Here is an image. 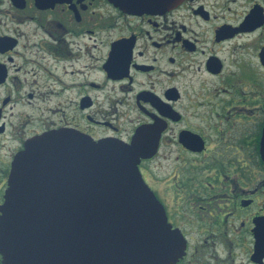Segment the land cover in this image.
I'll return each mask as SVG.
<instances>
[{"label":"flooded vegetation","instance_id":"af4514ba","mask_svg":"<svg viewBox=\"0 0 264 264\" xmlns=\"http://www.w3.org/2000/svg\"><path fill=\"white\" fill-rule=\"evenodd\" d=\"M128 1L0 0V221L33 139L140 142L176 264H264V0Z\"/></svg>","mask_w":264,"mask_h":264},{"label":"water","instance_id":"95a60500","mask_svg":"<svg viewBox=\"0 0 264 264\" xmlns=\"http://www.w3.org/2000/svg\"><path fill=\"white\" fill-rule=\"evenodd\" d=\"M122 7L163 5L125 0ZM262 144L264 154V133ZM148 155L140 142H95L70 131L33 139L9 179L0 221L3 263L176 264L186 241L141 175Z\"/></svg>","mask_w":264,"mask_h":264},{"label":"rangeland","instance_id":"374dc122","mask_svg":"<svg viewBox=\"0 0 264 264\" xmlns=\"http://www.w3.org/2000/svg\"><path fill=\"white\" fill-rule=\"evenodd\" d=\"M159 165H160V164H157V166L155 167V171H157L158 173H159V168H160ZM164 167H165V166H164ZM167 169H170V168L167 167ZM163 171H165V169H164ZM165 172H166V173H169L168 171H165ZM155 173H156V172H155ZM189 232L192 233V230H190ZM192 236H194V237H198V232L194 231L193 234H192ZM239 263H241V261H238V264H239Z\"/></svg>","mask_w":264,"mask_h":264}]
</instances>
